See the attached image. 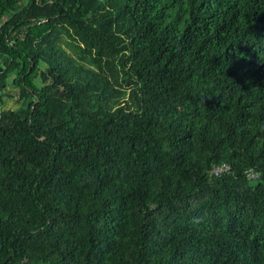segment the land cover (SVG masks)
<instances>
[{
	"label": "trees",
	"instance_id": "1",
	"mask_svg": "<svg viewBox=\"0 0 264 264\" xmlns=\"http://www.w3.org/2000/svg\"><path fill=\"white\" fill-rule=\"evenodd\" d=\"M6 101L0 264H264V0H0Z\"/></svg>",
	"mask_w": 264,
	"mask_h": 264
},
{
	"label": "built area",
	"instance_id": "2",
	"mask_svg": "<svg viewBox=\"0 0 264 264\" xmlns=\"http://www.w3.org/2000/svg\"><path fill=\"white\" fill-rule=\"evenodd\" d=\"M229 170V167L227 165H222L220 167H215L212 169V173L217 176L223 172H226Z\"/></svg>",
	"mask_w": 264,
	"mask_h": 264
},
{
	"label": "rangeland",
	"instance_id": "3",
	"mask_svg": "<svg viewBox=\"0 0 264 264\" xmlns=\"http://www.w3.org/2000/svg\"><path fill=\"white\" fill-rule=\"evenodd\" d=\"M14 101H6L4 107H0V111H2L4 108H6V109H14V107H15V102Z\"/></svg>",
	"mask_w": 264,
	"mask_h": 264
},
{
	"label": "water",
	"instance_id": "4",
	"mask_svg": "<svg viewBox=\"0 0 264 264\" xmlns=\"http://www.w3.org/2000/svg\"><path fill=\"white\" fill-rule=\"evenodd\" d=\"M60 97H61V95H60Z\"/></svg>",
	"mask_w": 264,
	"mask_h": 264
}]
</instances>
